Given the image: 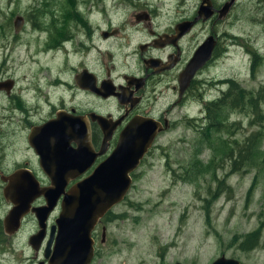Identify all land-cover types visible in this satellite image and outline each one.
Returning a JSON list of instances; mask_svg holds the SVG:
<instances>
[{
  "label": "rangeland",
  "instance_id": "rangeland-1",
  "mask_svg": "<svg viewBox=\"0 0 264 264\" xmlns=\"http://www.w3.org/2000/svg\"><path fill=\"white\" fill-rule=\"evenodd\" d=\"M223 1L214 0L216 3ZM200 2L74 0L72 3H76L84 18L78 11L71 19L60 21L57 27L62 28L60 32L63 34L62 26H69L72 43L76 42V52L72 51L70 55L79 60L97 54L98 45L86 55L80 50L87 41L86 20L95 37L98 29L107 24L124 22V30L129 31L132 30L128 20L130 12L150 8L156 10L157 21L172 26L193 14ZM7 3V0L0 1L6 14L15 11L14 17L21 15L20 12L27 15L28 8H34V19L41 6V0H34V6L30 5L32 0H13L9 7ZM52 3L49 0L46 4L51 6ZM5 11L0 16V31L4 33L0 38V50L7 46L5 34L9 36L10 30L5 27ZM211 25L212 21H206L193 28L190 37L194 38L185 40L186 54ZM26 28L20 33L23 46L30 44L29 47L33 48L31 40L26 38L29 34L35 35L36 31L28 30L31 28L29 21ZM214 28L221 33L223 48L217 60L201 75L220 80V83L205 92L189 95L185 104L169 112L168 118L175 124L156 137L151 150L134 169L131 187L124 199L112 207L113 214L105 222L104 240L100 239V233L97 236L96 254L91 264H156L161 260L168 261V264L175 261L209 264L221 253L237 257L243 264H264V119L257 117L250 106L246 111L230 109L225 114L228 125L213 134L210 143L201 141L200 132L206 123L205 104L222 94L218 87L232 89L230 92H237L238 88H245L247 92H264V0H236L227 16L217 20ZM40 41H43L42 37ZM116 42L113 48L120 51L119 59H122L130 45L124 46L123 37L116 38ZM19 65L16 68L10 65L4 73L14 71L20 84H24L22 74L27 68H36L37 64L23 59ZM32 76L30 73L29 79ZM226 78L230 81L224 82ZM175 94L168 92V107ZM260 107L264 114V97ZM258 130L261 131L257 140L259 151L247 162L244 159L239 168L233 169L231 158L225 154L231 149L234 156L239 149L244 151L246 139ZM219 138H227L229 145L220 143ZM196 161L199 163L194 164ZM208 162H212L209 167L197 169L199 164L202 166ZM192 166L195 169L189 173L186 169ZM9 207L10 202L0 190V220ZM36 227L35 220L29 219L15 238L0 233V264H37L38 258L42 259L41 252L34 256V250L27 242L28 232ZM256 236L255 244L246 247L253 241L248 239Z\"/></svg>",
  "mask_w": 264,
  "mask_h": 264
},
{
  "label": "flooded vegetation",
  "instance_id": "flooded-vegetation-1",
  "mask_svg": "<svg viewBox=\"0 0 264 264\" xmlns=\"http://www.w3.org/2000/svg\"><path fill=\"white\" fill-rule=\"evenodd\" d=\"M7 1V7L13 5V0ZM32 1L30 5L34 6V0ZM52 1L50 6L46 4L49 0H41V6L36 10V19L33 17L36 13L34 8H28L27 15L20 12L21 15L15 18L13 14L15 11L6 14L0 6V16L4 15L3 11L7 16L6 30L10 29L9 36L5 34L7 46L0 50V169L7 174L18 167H24L31 170L41 184L48 185L51 174L48 171H51L52 167H68L65 164L60 165V160L72 158V155L75 156L80 151L85 154L87 161L91 157L89 155L93 157V152H96L90 165L68 181L65 186L67 190L75 181L91 173L95 166L111 153L124 126L133 118H154L166 130L168 123L169 126L175 124L173 120L168 121L169 112L174 107L185 104L187 97L192 95L191 92H205L212 85L217 86L220 83V80L207 79L201 74L217 60L223 48L221 33L214 28V24L227 16L236 0L224 16H219V10L226 0L222 3L211 0L213 9L211 15L197 18L188 30L180 34L175 29L176 22L172 26L161 24L156 20V10L150 8L133 9L130 12L128 20L132 30L125 31L124 22L107 24L98 29L99 33L96 37L92 26L85 18L88 28L87 41L80 50H84L83 54L86 55L98 45L97 54L95 57L85 58V56L79 60L70 55L72 51L74 54L76 52V42L72 43L69 26H62L64 32L61 34L62 28L59 29L57 25L60 21L77 15L78 11L81 14L80 9L77 8L76 3H72L74 0ZM197 9L182 20L194 19L198 15ZM28 21L31 25L28 30L36 31L35 35L29 34L26 38L31 40L33 48L29 47L30 44L24 47L20 35L26 31ZM206 21H212L210 30L200 41L197 40L186 54L185 40L188 37V41L192 40L194 37L190 36L193 28ZM16 23L19 25L16 26ZM3 35L4 33L0 31V38H3ZM40 37L43 41L39 42ZM118 37H123L125 47L130 45L122 59H119L120 51L113 48ZM207 39L212 43L209 57L196 70L186 87L180 90L178 82L180 72L197 47ZM101 45L104 48L100 49ZM25 50L26 52H23ZM21 59L37 64L36 68H27L22 74L24 84H20V79L14 75V71L4 73L10 65L14 68L19 67V63H22ZM23 64L29 66L27 63ZM30 73L33 75L31 79H29ZM229 81L230 79L226 78L224 82ZM218 90L230 92L232 89L224 90L218 87ZM168 92H176L170 107H168ZM205 107L206 104L204 110ZM92 112L103 115L104 120L94 119ZM164 129L158 133L161 134ZM48 159L51 162L47 164ZM86 161L81 162L80 167L78 165L79 169L85 166ZM130 175L133 181L134 170ZM4 184L5 182L0 179L1 191ZM62 197L63 193L59 195L55 205L45 217L46 233L40 247L35 249L31 245L34 256H39L40 252L42 254V259L38 258L37 264L40 261L48 264L43 255V248L50 234V226L61 210ZM9 202L11 206L12 203ZM44 203L46 199L40 195L32 205ZM112 207L98 219L92 230L94 254L91 261L96 254L98 234L100 233L102 241L105 238L107 224L105 222H108L109 213L112 214ZM29 219L35 220L37 224L36 230L32 229L28 232L29 237L39 229L38 218L33 211H28L21 217L20 226L11 234L5 232L2 218L0 227L3 234L15 238ZM232 258L243 264L239 258ZM156 264H168V261L161 260Z\"/></svg>",
  "mask_w": 264,
  "mask_h": 264
},
{
  "label": "water",
  "instance_id": "water-1",
  "mask_svg": "<svg viewBox=\"0 0 264 264\" xmlns=\"http://www.w3.org/2000/svg\"><path fill=\"white\" fill-rule=\"evenodd\" d=\"M233 1L224 2L219 16H224ZM212 11L211 0H201L198 15L194 19H184L175 24L177 33L188 30L197 18H206ZM18 25L19 23H16V26ZM211 49L212 43L208 39L197 47L179 74L180 90L186 87L196 70L209 57ZM92 117L98 120L105 118L96 112H92ZM163 128L154 118H133L124 126L111 153L99 162L91 173L75 181L67 190L65 186L68 181L90 165L96 152H93V157L89 155L91 157L87 161L85 154L80 151L75 156L72 155V158L60 160V165L65 164L68 167H52V170L48 171L51 173L48 185L41 184L27 168L18 167L7 174L0 169V178L5 181L2 187L3 196L12 203L2 219L5 232L11 234L16 231L20 226L21 217L28 211H33L38 218L39 229L29 235L28 242L38 249L46 233L45 217L63 193L61 210L50 226V234L43 248L44 258L48 264H89L94 254L93 228L112 205L124 198L132 182L130 171L137 167L156 134ZM83 161H86V164L79 169ZM49 162L51 161L48 159L46 163ZM40 195L45 197L46 203L32 205ZM39 264L43 262L40 261ZM173 264L186 263L176 261ZM209 264H239V261L221 255Z\"/></svg>",
  "mask_w": 264,
  "mask_h": 264
},
{
  "label": "trees",
  "instance_id": "trees-1",
  "mask_svg": "<svg viewBox=\"0 0 264 264\" xmlns=\"http://www.w3.org/2000/svg\"><path fill=\"white\" fill-rule=\"evenodd\" d=\"M192 95L198 94V92H191ZM200 94V93H199ZM264 97V92H247L245 88H238L237 92H222V94L217 97L216 99L212 100V102L206 103V108H205V118H206V123L204 124V128L202 127L200 132L202 133V140L204 143H210V138L213 134L219 133L222 131L226 126L225 120V114L227 111L232 109L231 111L235 110L236 108L239 109V111H246L249 106L254 109V114L261 118L264 119V114L261 111V99ZM260 120V121H261ZM263 123V122H262ZM260 123V124H262ZM258 134H261V131L258 130L256 132H253L251 135L248 136L246 139V147L245 150L242 151L241 149L238 150L237 155H233L232 149L226 153L225 155L229 156L232 161V166L233 169L239 168L240 164L244 159L246 162L249 157H253L257 154L259 144H257L258 140ZM221 136V135H220ZM220 143L223 142L226 145H229L227 138H219ZM199 163V162H194V164ZM212 162H208V164L202 165L199 164V167L197 169H202L204 167H209ZM191 169H195V166H192L191 168H187L186 170L190 172ZM188 175L185 176L188 177ZM251 189V188H250ZM249 189V190H250ZM214 191H211L213 193ZM217 193V192H214ZM216 195V194H215ZM113 214V213H112ZM109 213V216L112 215ZM0 232L3 233L1 227H0ZM252 243H249V246L247 245L246 247H251L252 245L255 244L257 236L254 238H249L248 240H252ZM247 240V241H248Z\"/></svg>",
  "mask_w": 264,
  "mask_h": 264
}]
</instances>
